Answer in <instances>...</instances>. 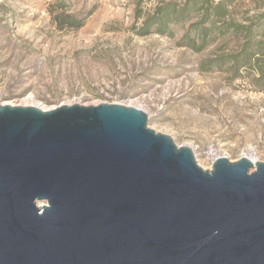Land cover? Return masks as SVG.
Returning a JSON list of instances; mask_svg holds the SVG:
<instances>
[{
	"label": "water",
	"instance_id": "1",
	"mask_svg": "<svg viewBox=\"0 0 264 264\" xmlns=\"http://www.w3.org/2000/svg\"><path fill=\"white\" fill-rule=\"evenodd\" d=\"M147 120L0 104V264H264V162L203 170Z\"/></svg>",
	"mask_w": 264,
	"mask_h": 264
},
{
	"label": "rangeland",
	"instance_id": "2",
	"mask_svg": "<svg viewBox=\"0 0 264 264\" xmlns=\"http://www.w3.org/2000/svg\"><path fill=\"white\" fill-rule=\"evenodd\" d=\"M167 1L0 0V104H120L189 147L203 170L217 157L264 162V78L254 82L257 72L244 69L232 78L227 66L208 65L223 45L232 52L240 42L211 35L195 51L188 41L197 14L142 35L144 20ZM226 1L238 22L263 12L261 0Z\"/></svg>",
	"mask_w": 264,
	"mask_h": 264
},
{
	"label": "trees",
	"instance_id": "3",
	"mask_svg": "<svg viewBox=\"0 0 264 264\" xmlns=\"http://www.w3.org/2000/svg\"><path fill=\"white\" fill-rule=\"evenodd\" d=\"M261 1L263 12L238 22L229 12L230 1L169 0L144 20L140 32L147 35L153 30L164 34L169 25L190 21L192 14H197L198 21L190 24L193 33L188 41L190 46L195 51H200L211 35H214L213 41L229 37L240 42L237 50L232 52L227 50L226 44L223 45L208 65L227 66L232 72V78L240 76V69L256 71L259 77L254 82H257L264 78V0ZM223 50L226 52L222 53ZM204 70L208 71L209 68Z\"/></svg>",
	"mask_w": 264,
	"mask_h": 264
},
{
	"label": "bare ground",
	"instance_id": "4",
	"mask_svg": "<svg viewBox=\"0 0 264 264\" xmlns=\"http://www.w3.org/2000/svg\"><path fill=\"white\" fill-rule=\"evenodd\" d=\"M251 161H256V160H254V159H250Z\"/></svg>",
	"mask_w": 264,
	"mask_h": 264
},
{
	"label": "built area",
	"instance_id": "5",
	"mask_svg": "<svg viewBox=\"0 0 264 264\" xmlns=\"http://www.w3.org/2000/svg\"><path fill=\"white\" fill-rule=\"evenodd\" d=\"M215 159V158H214ZM214 159H213V161H214ZM213 161H212V163H213Z\"/></svg>",
	"mask_w": 264,
	"mask_h": 264
}]
</instances>
